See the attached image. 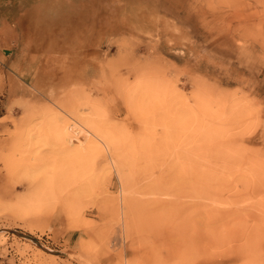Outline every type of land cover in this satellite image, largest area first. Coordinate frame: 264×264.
<instances>
[{"label":"rangeland","instance_id":"1","mask_svg":"<svg viewBox=\"0 0 264 264\" xmlns=\"http://www.w3.org/2000/svg\"><path fill=\"white\" fill-rule=\"evenodd\" d=\"M13 1L0 264H264V0Z\"/></svg>","mask_w":264,"mask_h":264},{"label":"crops","instance_id":"2","mask_svg":"<svg viewBox=\"0 0 264 264\" xmlns=\"http://www.w3.org/2000/svg\"><path fill=\"white\" fill-rule=\"evenodd\" d=\"M9 3L10 4L8 6V4L6 5V4H3L0 2V8H3L5 5L8 6V8H9V10L4 11L5 15L2 18L0 17L1 18L0 19V31L8 30V29L10 31H18V30H22V29H27L28 24H29L30 19H31L30 9L27 6H25V8H20V5L17 1L9 2ZM1 10H3V9H0V14L2 13ZM58 12H60V11H58ZM52 13L54 14V12H52ZM66 13H67V11L65 12V14ZM57 14L60 15L59 13H57ZM7 15H9V18H10L9 21H8ZM64 20H66L65 16H64ZM59 21H61V20L59 19ZM59 24H61V22ZM12 41H13V39H12ZM12 44H14V42Z\"/></svg>","mask_w":264,"mask_h":264},{"label":"bare ground","instance_id":"3","mask_svg":"<svg viewBox=\"0 0 264 264\" xmlns=\"http://www.w3.org/2000/svg\"><path fill=\"white\" fill-rule=\"evenodd\" d=\"M42 193H43V192H42ZM42 193L40 192L39 194H42ZM42 197H44L43 194H42ZM42 197H41V198H42ZM128 206H130V205H128ZM128 210H129V209H128ZM130 210H131V209H130ZM131 211H132V210H131ZM137 211H138V210H137ZM132 215H134V214H132ZM137 218H138V217H137ZM135 224H136V223H135ZM135 224H134V225H135ZM135 226H136V225H135Z\"/></svg>","mask_w":264,"mask_h":264}]
</instances>
